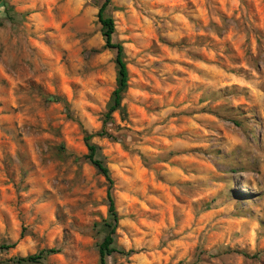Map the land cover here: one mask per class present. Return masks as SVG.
<instances>
[{"label": "rangeland", "instance_id": "374dc122", "mask_svg": "<svg viewBox=\"0 0 264 264\" xmlns=\"http://www.w3.org/2000/svg\"><path fill=\"white\" fill-rule=\"evenodd\" d=\"M102 2L0 0V264H264V0H110L108 119Z\"/></svg>", "mask_w": 264, "mask_h": 264}, {"label": "trees", "instance_id": "16d2710c", "mask_svg": "<svg viewBox=\"0 0 264 264\" xmlns=\"http://www.w3.org/2000/svg\"><path fill=\"white\" fill-rule=\"evenodd\" d=\"M110 0H103L102 4L98 8L97 19L100 24V32L104 40V48L112 49L115 51V66H116V87L112 92L110 105L105 114V119H108L110 114L120 108V102L122 98V93L127 87V69L126 64L123 58V47L120 43H115L112 40L114 33V22L111 17L105 14V10L109 4ZM90 136L87 135L84 137L86 147L88 149V154L86 159L98 170V172L107 180L109 185L112 183L109 178L108 170L103 164V162L96 157V147L89 142ZM106 198L108 201V213L114 222L117 221V214L114 209L113 200L110 194V190H107ZM108 232L103 237V240L98 245V264H106V257L110 256L113 252H116V249L113 247V232L114 226H110ZM9 248L8 245H1L0 249ZM57 251L55 249H48L40 251L34 255H28L25 257H15L11 261L12 264H38L44 255L55 254Z\"/></svg>", "mask_w": 264, "mask_h": 264}]
</instances>
